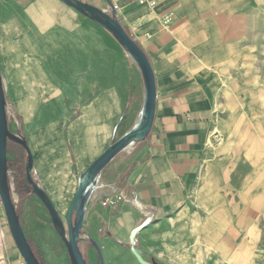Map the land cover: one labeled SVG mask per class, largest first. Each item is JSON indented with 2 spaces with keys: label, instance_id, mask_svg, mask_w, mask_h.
Wrapping results in <instances>:
<instances>
[{
  "label": "crops",
  "instance_id": "crops-1",
  "mask_svg": "<svg viewBox=\"0 0 264 264\" xmlns=\"http://www.w3.org/2000/svg\"><path fill=\"white\" fill-rule=\"evenodd\" d=\"M109 1L151 63L156 111L146 139L116 156L100 174L82 227L87 240L80 246L88 264H141L132 252L131 234L148 218L135 244L147 261L186 264V255L167 253L176 236L188 244L195 264H247L245 252L253 250L249 238L264 215V65L255 74L251 65L246 73L260 74V85H243L240 72L229 75L223 69L231 47L234 54L243 44L232 20L252 12L250 1ZM90 3L111 11L106 0ZM248 23L241 28L248 30ZM65 44L72 46L69 51L62 50ZM252 44L253 32H247L245 46ZM252 54L246 50V61L253 60ZM128 57L108 38L96 37L73 12L65 17L56 0H0V66L22 127L13 133L26 139L34 180L63 219L79 176L111 145L121 121L126 133L139 116L144 83ZM23 61L25 76L16 84L8 71ZM31 61L69 65L64 72L54 63L49 71L39 68L38 75ZM61 76L69 81L59 83ZM19 92L25 93L20 100L14 95ZM38 93H43L40 99ZM222 105L228 109L224 117L215 112ZM215 131L225 142L212 146ZM27 158L22 146L13 152L8 148L9 182L18 200L25 198V214L40 200L23 176ZM116 193L125 200L104 206ZM20 221L27 237V229L45 217L20 216ZM10 241L7 236V249ZM9 249L1 263L25 264L18 251Z\"/></svg>",
  "mask_w": 264,
  "mask_h": 264
},
{
  "label": "water",
  "instance_id": "water-1",
  "mask_svg": "<svg viewBox=\"0 0 264 264\" xmlns=\"http://www.w3.org/2000/svg\"><path fill=\"white\" fill-rule=\"evenodd\" d=\"M62 1L107 30L126 51L128 56L133 60L141 72L144 83V101L134 126L112 143L79 176L77 194L71 204L66 220H64L53 205L47 193L34 180V160L26 139L21 135L12 133L9 129L6 93L0 66V197L3 202L11 235L20 255L25 261V264L43 263L35 254L23 231L20 216L13 199L8 174L9 142L12 141L26 150L28 155L27 163L25 165L26 179L32 186L33 192L39 197L46 207L55 230L60 235L67 248L71 264H88L80 246L82 242L87 240L84 236L82 227L86 219L88 204L97 189L100 174L103 169L115 159L116 156L126 151L135 143L145 140L151 132L155 119L157 90L156 77L153 68L143 49L127 33L118 20L114 7L110 1L106 0L111 8V13L82 0ZM150 222L151 220L148 218L131 234V243L133 246L132 252L141 264H157L154 260H145L142 257V252L135 247L137 233ZM91 242L96 246L94 241Z\"/></svg>",
  "mask_w": 264,
  "mask_h": 264
},
{
  "label": "rangeland",
  "instance_id": "rangeland-1",
  "mask_svg": "<svg viewBox=\"0 0 264 264\" xmlns=\"http://www.w3.org/2000/svg\"><path fill=\"white\" fill-rule=\"evenodd\" d=\"M56 1L62 6L65 17L69 16V14L73 12L80 19L87 22V24H89V26L93 28V33L96 37H98L100 40L101 39L104 40L108 38L112 42V44H115L117 46L120 52L125 53L128 57V54L126 53V51L119 45V43L115 40V38L107 30H105L98 24L91 21L85 15L79 13L77 10H75L74 8L66 4L64 1L62 0H56ZM82 1L90 3V1L92 0H82ZM249 1L251 3L250 5L252 8V12L244 13V15L239 13L238 15H236L237 20L235 19L232 20L233 23L237 21L238 27L237 29H234V30L235 32H237L236 35H238V37H242L240 41H242L243 44L240 43L242 46L238 45L239 47L238 52L234 54H233V51H234L233 47H231V52H232V54L230 55L231 60H229V65L228 67L223 69L225 70L223 72H228V74L231 75L230 73L231 72L233 73L235 70L236 73L240 72L243 75V76L240 75L241 83H243V85H246L247 82L248 84H252L253 82V84L255 85H260L261 80H262V77L260 74L258 75L259 76L258 78L256 77L252 78V77H246V73L251 65H253L254 74L255 72L257 73V71L261 69V67L264 65V44H263L264 42V0H249ZM109 12L111 13V11ZM247 21L249 22L248 23L249 31L247 29L241 28L242 26L243 27L245 26ZM247 32H250V33L253 32V40H254V44H252L253 46H250L248 49L245 46V34ZM71 47L72 46L65 44L63 45L62 50L69 51ZM246 50H248V52H253L252 61L251 59L249 61H246L245 59ZM225 55H228V52H226ZM234 56L235 58H237V60L234 59ZM5 63L6 62H2L4 66H5ZM30 63L34 66V67H31L33 74L37 73L38 75L40 73L39 68L41 69L44 68L46 69V71L47 70L49 71L48 68H50V65L54 63L56 64L58 68H60L64 72H66L65 69H67L69 65V62H66V61H57V62L43 61L39 63V66H38L37 61H31ZM45 65L47 68H45ZM234 65H236V68H234ZM10 72L14 74L13 78L16 84H20L21 81L23 80V76H25V61L20 62L17 68H14L13 70L10 69L8 71V74ZM230 77L231 76H229L228 79H230ZM30 80L36 81L37 78L31 77ZM65 80L68 82L69 77L61 76V78L59 79V83L62 84L65 82ZM42 85H44L43 82H42ZM43 88L44 87L42 86L41 89L43 90ZM14 95L19 100L25 97V93H22V92H19L16 94L14 93ZM41 95H43V93H38L36 97L40 99L39 96ZM6 99H7V117H8L9 129L12 133H13V130H15L16 132H20L22 131L21 119L16 113L15 108L13 107V103L11 101L12 100L11 93L7 92ZM65 99L66 98L64 97V100ZM245 111H248V110H245ZM215 112L217 115L220 114L222 117H224L227 115L228 109H225L224 105H222L220 108L216 109ZM238 112L239 110H237V113ZM238 127L244 129L245 126L241 124V125H238ZM127 128L128 126L126 125L125 121H121V124L117 130L116 135L110 138L108 144L110 145L114 143L120 136H122V134L125 133ZM215 132L216 134L213 135L215 139H214V142L212 143V146L223 144L225 142V137L223 136L221 132H218V131H215ZM15 146H19V145H17L16 143L12 141L9 142L10 152L14 151ZM11 165L13 166V162H11ZM24 175H25V171L23 170V176ZM12 195L15 201L18 214L20 216H44L45 217V221L43 223L40 222V224L38 225L35 224L34 227H31L30 229H27L26 231L28 235L27 238H29L30 240L29 243L32 244V247L35 250V254L38 256L41 262L43 264H71L67 248L62 238L55 230L52 224L50 215L46 207L44 206V204L39 200L38 206L32 209V211L28 212V214H25V198L22 197L20 200H18V192L16 191V188L12 190ZM0 216H1L0 227H1L2 232H3V227L8 226L7 236L11 237V241L8 246V249L6 248L5 241L3 238V254L5 257L6 253L11 251L9 248H12L15 251H18V250L15 244V241L11 235V232L9 231V225H8L7 217L5 214L4 206L3 208L0 209ZM64 220H66V217ZM257 228L258 229L255 231V234L249 238L251 240L250 242H251L253 250L251 251V253L245 252L247 255L246 257L247 264H264V215L261 221H259ZM178 243H180V246L177 247ZM169 244L170 245L167 247L168 249L167 253H169L170 255L176 254L178 257L186 255L187 257L186 264H195L191 256H189L190 255L189 246L183 238L182 239L176 238L175 236V238L174 237L171 238V241ZM172 244H175L176 247L173 248ZM170 263L173 264L174 261H170ZM0 264H3V263H0ZM206 264H214V263L209 261ZM216 264H233V263L221 262V263H216Z\"/></svg>",
  "mask_w": 264,
  "mask_h": 264
},
{
  "label": "built area",
  "instance_id": "built-area-1",
  "mask_svg": "<svg viewBox=\"0 0 264 264\" xmlns=\"http://www.w3.org/2000/svg\"><path fill=\"white\" fill-rule=\"evenodd\" d=\"M147 0H136L137 4H144ZM150 5H154V1L151 0L149 1ZM125 200L124 196L120 193H116L115 195H113L112 197H108L103 201V205L107 206V205H113V206H117L120 205L123 201ZM0 206H3V202L2 199L0 197ZM3 253V233L0 227V258H1V254ZM0 263H1V259H0Z\"/></svg>",
  "mask_w": 264,
  "mask_h": 264
},
{
  "label": "bare ground",
  "instance_id": "bare-ground-1",
  "mask_svg": "<svg viewBox=\"0 0 264 264\" xmlns=\"http://www.w3.org/2000/svg\"><path fill=\"white\" fill-rule=\"evenodd\" d=\"M1 208H3V206H0V209H1ZM0 218H1V216H0ZM1 220H2V219H1ZM7 227H8V226L3 227V232H2V233H3L4 241H5L6 236H7V234H8V232H7ZM9 231H10V229H9ZM17 250H18V249H17ZM3 257H4V254L2 253V254H1V258H0L1 261H3Z\"/></svg>",
  "mask_w": 264,
  "mask_h": 264
}]
</instances>
